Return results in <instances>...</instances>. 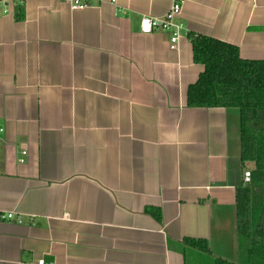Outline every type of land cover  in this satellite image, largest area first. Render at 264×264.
<instances>
[{
  "label": "crops",
  "instance_id": "0c3cea01",
  "mask_svg": "<svg viewBox=\"0 0 264 264\" xmlns=\"http://www.w3.org/2000/svg\"><path fill=\"white\" fill-rule=\"evenodd\" d=\"M0 1V264L236 263L239 114L187 106L188 34L264 60V0H185L177 51L139 29L172 0Z\"/></svg>",
  "mask_w": 264,
  "mask_h": 264
},
{
  "label": "trees",
  "instance_id": "16d2710c",
  "mask_svg": "<svg viewBox=\"0 0 264 264\" xmlns=\"http://www.w3.org/2000/svg\"><path fill=\"white\" fill-rule=\"evenodd\" d=\"M192 62L204 67L186 92L191 108H234L239 114L240 161L248 163L250 182L236 190V263L264 264V60H243L237 47L188 34ZM184 243L205 251L202 241Z\"/></svg>",
  "mask_w": 264,
  "mask_h": 264
},
{
  "label": "built area",
  "instance_id": "2783aa9c",
  "mask_svg": "<svg viewBox=\"0 0 264 264\" xmlns=\"http://www.w3.org/2000/svg\"><path fill=\"white\" fill-rule=\"evenodd\" d=\"M24 0H13V5L22 4ZM68 4L69 8L72 11L83 10L88 6L89 0H65ZM185 0H172L171 5L164 14V16L160 18H151V17H143L140 22V32L144 35L151 34L154 30H162L170 33V50L177 51L178 49V41L182 36V33L186 35L187 32L184 29L183 23L178 22V17L181 13L182 6ZM18 3V4H17ZM8 5L4 1H0V13L7 14L8 13ZM2 130H0L1 132ZM22 155H26L25 151L21 152ZM24 162L23 159H20L19 163L22 164ZM250 172H243V182L244 184H248L250 182ZM13 213H4L0 212V222H6L14 220L21 224L22 219L19 215L17 217L14 216Z\"/></svg>",
  "mask_w": 264,
  "mask_h": 264
},
{
  "label": "rangeland",
  "instance_id": "374dc122",
  "mask_svg": "<svg viewBox=\"0 0 264 264\" xmlns=\"http://www.w3.org/2000/svg\"><path fill=\"white\" fill-rule=\"evenodd\" d=\"M247 167H248V168H247V170H245V171H248V170H249V172H250V169L253 167V165H252L251 163H248V164H247Z\"/></svg>",
  "mask_w": 264,
  "mask_h": 264
}]
</instances>
